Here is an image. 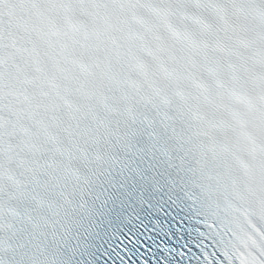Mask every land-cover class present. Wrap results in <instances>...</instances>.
<instances>
[{
  "label": "snow or ice",
  "instance_id": "snow-or-ice-1",
  "mask_svg": "<svg viewBox=\"0 0 264 264\" xmlns=\"http://www.w3.org/2000/svg\"><path fill=\"white\" fill-rule=\"evenodd\" d=\"M0 264H264V0H0Z\"/></svg>",
  "mask_w": 264,
  "mask_h": 264
}]
</instances>
